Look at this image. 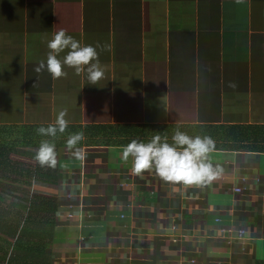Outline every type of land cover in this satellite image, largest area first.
I'll list each match as a JSON object with an SVG mask.
<instances>
[{
    "label": "crops",
    "instance_id": "obj_1",
    "mask_svg": "<svg viewBox=\"0 0 264 264\" xmlns=\"http://www.w3.org/2000/svg\"><path fill=\"white\" fill-rule=\"evenodd\" d=\"M61 28L99 45L97 84L66 65L59 78L35 71ZM62 109L64 132L85 135L93 125H141L162 138L179 126L194 134L204 124L264 125V0H0V128L47 126ZM60 139L51 142L52 180L10 184L0 169L2 218L32 192L57 203L32 236L44 242L22 241L10 264L264 260V151L219 140L209 153L219 175L183 185L135 174L124 145L84 141L77 158ZM36 148L15 146L22 159ZM14 240L0 231V264Z\"/></svg>",
    "mask_w": 264,
    "mask_h": 264
},
{
    "label": "clouds",
    "instance_id": "obj_2",
    "mask_svg": "<svg viewBox=\"0 0 264 264\" xmlns=\"http://www.w3.org/2000/svg\"><path fill=\"white\" fill-rule=\"evenodd\" d=\"M97 47L92 44H81L64 29L54 32L47 41L46 59L41 60L35 68L36 72L45 70L53 77L66 75L64 66L72 67L76 73L82 69L86 72V80L90 84L104 77V69L100 66ZM65 49L67 51L65 52ZM64 53L63 56L60 54ZM66 113L62 109L55 117L54 123L37 127L36 132L41 136L55 137L58 132H64L67 126ZM83 139V132L78 131L68 136L66 145L74 149L73 155L82 157V152L76 145ZM214 142L207 136L189 135L175 129L171 142L162 138L159 133L152 135L148 141L130 140L122 148L121 158H132V171L141 175L145 170L154 171L165 181L183 185H205L210 183L222 171L219 164L213 165L209 153L213 150ZM54 144L42 140L34 151V158L41 165L49 167L56 164Z\"/></svg>",
    "mask_w": 264,
    "mask_h": 264
},
{
    "label": "trees",
    "instance_id": "obj_3",
    "mask_svg": "<svg viewBox=\"0 0 264 264\" xmlns=\"http://www.w3.org/2000/svg\"><path fill=\"white\" fill-rule=\"evenodd\" d=\"M39 126L22 125L19 127L16 126L15 128H0V169L3 170L2 178H8L10 184L20 179L19 182L26 185L29 178L32 177H44L42 179L52 180L50 178L51 172L56 164L55 166L49 167L47 165H41L36 161L34 165L30 166L29 164L12 158L13 152L17 151L15 149L17 144L25 143L38 147L42 140L48 139V137L41 136L36 132ZM89 127L87 135L83 133V139L79 143L86 141L88 143L100 142L107 145H126L132 139L146 142L152 137L149 127L143 126L141 128V125L119 124L116 127L112 125H93ZM179 127L180 130L184 131L182 126ZM102 128H105L103 131L107 135L100 134ZM78 131L81 130L73 128L64 137V141H66L69 135ZM148 134L149 136H147ZM189 135H207L213 140L214 147H217V141L224 140L230 142L231 146L234 147L255 148L264 151V125L262 124L220 125L217 128L204 124L200 125L197 129L195 128L194 134ZM167 139L171 142V138L167 137ZM60 140L63 139L61 138ZM54 142H56V137ZM32 154L34 155L33 151ZM56 208L57 203L51 195L32 192L25 195L24 202L18 206V210L15 209L14 218H2V214H0V231L8 233L15 238L10 246L12 249L8 252L7 264L12 263V261L15 262L16 248L20 247L23 243L36 241V244H40L44 242L43 239H32V236H37L39 228L41 232H44L45 228H43V224L44 222L50 221V217L55 213ZM3 215L5 216V214ZM38 223L40 225L34 227ZM255 264H264V260H258Z\"/></svg>",
    "mask_w": 264,
    "mask_h": 264
},
{
    "label": "rangeland",
    "instance_id": "obj_4",
    "mask_svg": "<svg viewBox=\"0 0 264 264\" xmlns=\"http://www.w3.org/2000/svg\"><path fill=\"white\" fill-rule=\"evenodd\" d=\"M68 133H69V131H65V132H62V133L58 132L55 137H59L60 138V136H61V138H64V137L67 136ZM13 136H14V134H13ZM55 137H48L47 140H49V142L53 141V143L55 144L56 143V142H54L55 141ZM21 149H24V148H21ZM12 156H13V158H15L17 160H20V161H23L25 164H29L30 166L34 165L36 163V159H22L21 155L18 152H13ZM31 157L34 158V156H31Z\"/></svg>",
    "mask_w": 264,
    "mask_h": 264
},
{
    "label": "built area",
    "instance_id": "obj_5",
    "mask_svg": "<svg viewBox=\"0 0 264 264\" xmlns=\"http://www.w3.org/2000/svg\"><path fill=\"white\" fill-rule=\"evenodd\" d=\"M236 190H239V187H236L235 188ZM243 232H244V229L243 228H238L237 229V235L239 236V237H241L242 236V234H243ZM58 264H65L64 262H60V263H58Z\"/></svg>",
    "mask_w": 264,
    "mask_h": 264
}]
</instances>
